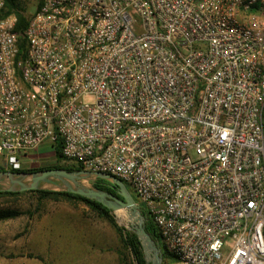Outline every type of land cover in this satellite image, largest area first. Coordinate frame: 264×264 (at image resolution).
Masks as SVG:
<instances>
[{"label": "built area", "instance_id": "obj_1", "mask_svg": "<svg viewBox=\"0 0 264 264\" xmlns=\"http://www.w3.org/2000/svg\"><path fill=\"white\" fill-rule=\"evenodd\" d=\"M5 1L2 165L61 140L169 264H264V0H42L21 32Z\"/></svg>", "mask_w": 264, "mask_h": 264}, {"label": "rangeland", "instance_id": "obj_2", "mask_svg": "<svg viewBox=\"0 0 264 264\" xmlns=\"http://www.w3.org/2000/svg\"><path fill=\"white\" fill-rule=\"evenodd\" d=\"M34 10V3L28 2L27 12ZM20 159L34 161L22 163V168L56 163L49 141ZM3 161L0 155V167L7 168ZM132 196L138 201L133 192ZM7 207L23 214L0 221V264H120L112 230L83 202L48 199L37 203V195L30 193L0 200V208Z\"/></svg>", "mask_w": 264, "mask_h": 264}, {"label": "water", "instance_id": "obj_3", "mask_svg": "<svg viewBox=\"0 0 264 264\" xmlns=\"http://www.w3.org/2000/svg\"><path fill=\"white\" fill-rule=\"evenodd\" d=\"M97 179L107 180L116 185L121 199L97 188L94 185ZM41 189L70 192L103 204L113 212L120 226L137 236L146 264H162L160 248L144 229L145 218L134 197L121 180L106 173L85 170L68 171L63 168L0 171V191L22 192Z\"/></svg>", "mask_w": 264, "mask_h": 264}, {"label": "trees", "instance_id": "obj_4", "mask_svg": "<svg viewBox=\"0 0 264 264\" xmlns=\"http://www.w3.org/2000/svg\"><path fill=\"white\" fill-rule=\"evenodd\" d=\"M30 1L34 3L35 9L38 8L42 3V0H6L5 1V11L3 15L4 16L13 15L16 17V22L14 27V30L16 32H21L25 29L33 14V12L31 14L27 12V4ZM23 46L24 45L22 43L21 47ZM61 146H62L61 140H58V142L56 143L53 149V153L56 158V163L53 165H45L35 168L20 167L18 169L12 167H7V168L0 167V171L3 170L34 171V170L50 169V168H63L68 171L82 170V168L79 165L70 163L63 158ZM103 183H108V181L103 179H97L94 182V185L103 191L115 195L109 188L104 186ZM126 187L130 190V188L127 185ZM30 193L37 195V203H40L42 200H48V199L54 201L65 200V201L83 202L86 206H88V208L92 211V213L95 215L97 219L103 221L112 230L115 236V243L113 245V248L120 264H146L142 247L137 236L133 232L126 230L123 226H120L117 223L113 212L107 207H105L103 204L95 200L88 199L86 197L70 192L48 190V189L27 190L22 192L0 191V200L12 199L17 196L26 195ZM38 208L39 205L36 207V211H38ZM139 209L145 218L144 229L160 248L161 256H162V264H169L170 262H172L173 258L167 253L165 246L160 240L159 233L156 227L154 226L152 221L147 217L141 205L139 206ZM21 214H23V211H20L19 209L16 208H9V207L0 208V221L12 219Z\"/></svg>", "mask_w": 264, "mask_h": 264}, {"label": "flooded vegetation", "instance_id": "obj_5", "mask_svg": "<svg viewBox=\"0 0 264 264\" xmlns=\"http://www.w3.org/2000/svg\"><path fill=\"white\" fill-rule=\"evenodd\" d=\"M106 181H107V180H106ZM103 185L106 186L107 188H109V189L115 194L114 196H116V197H118V198H121V196H120V194H119V188H118L116 185L110 183L109 181H108V183H103ZM127 189H128V188H127ZM128 190H129V189H128ZM129 192L132 194V191L129 190ZM134 199H135V198H134Z\"/></svg>", "mask_w": 264, "mask_h": 264}, {"label": "crops", "instance_id": "obj_6", "mask_svg": "<svg viewBox=\"0 0 264 264\" xmlns=\"http://www.w3.org/2000/svg\"><path fill=\"white\" fill-rule=\"evenodd\" d=\"M25 164H31L33 163L34 161H31V160H26V161H23Z\"/></svg>", "mask_w": 264, "mask_h": 264}]
</instances>
